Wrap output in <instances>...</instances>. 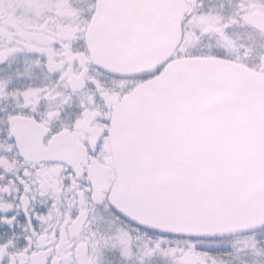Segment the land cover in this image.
<instances>
[{
  "label": "snow or ice",
  "instance_id": "6c2138e0",
  "mask_svg": "<svg viewBox=\"0 0 264 264\" xmlns=\"http://www.w3.org/2000/svg\"><path fill=\"white\" fill-rule=\"evenodd\" d=\"M264 0H0V264H264V182L147 131L151 86L264 89Z\"/></svg>",
  "mask_w": 264,
  "mask_h": 264
},
{
  "label": "water",
  "instance_id": "95a60500",
  "mask_svg": "<svg viewBox=\"0 0 264 264\" xmlns=\"http://www.w3.org/2000/svg\"><path fill=\"white\" fill-rule=\"evenodd\" d=\"M252 27L264 30V15ZM147 131L195 153H211L224 180L264 182V89L236 75L184 73L151 86Z\"/></svg>",
  "mask_w": 264,
  "mask_h": 264
},
{
  "label": "flooded vegetation",
  "instance_id": "af4514ba",
  "mask_svg": "<svg viewBox=\"0 0 264 264\" xmlns=\"http://www.w3.org/2000/svg\"><path fill=\"white\" fill-rule=\"evenodd\" d=\"M262 15H264V13H261ZM253 17V16H252ZM252 17H250V19L252 18ZM249 19V20H250ZM248 23L250 24V22L248 21ZM251 25V24H250ZM255 31H256V33H257V35H259V36H261V37H264V30L263 31H259V30H257V29H255L254 27H252Z\"/></svg>",
  "mask_w": 264,
  "mask_h": 264
}]
</instances>
